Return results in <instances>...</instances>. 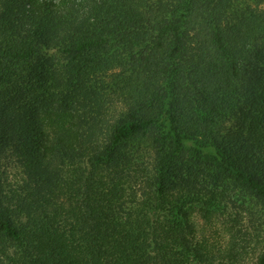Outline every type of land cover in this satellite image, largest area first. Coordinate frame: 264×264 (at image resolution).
I'll list each match as a JSON object with an SVG mask.
<instances>
[{
	"label": "trees",
	"instance_id": "obj_1",
	"mask_svg": "<svg viewBox=\"0 0 264 264\" xmlns=\"http://www.w3.org/2000/svg\"><path fill=\"white\" fill-rule=\"evenodd\" d=\"M232 190L264 212V0H0V264H239L183 224Z\"/></svg>",
	"mask_w": 264,
	"mask_h": 264
},
{
	"label": "rangeland",
	"instance_id": "obj_2",
	"mask_svg": "<svg viewBox=\"0 0 264 264\" xmlns=\"http://www.w3.org/2000/svg\"><path fill=\"white\" fill-rule=\"evenodd\" d=\"M255 42L253 43V45ZM260 45L263 44L259 43ZM44 63L50 62L53 67L63 61V55L56 42L50 39L40 41L39 51L35 58ZM113 110L120 109L116 97H110ZM238 113L232 115L224 126V134L234 135L238 129ZM133 162L146 163L151 159V153L144 148L133 150ZM135 164V163H133ZM232 202L223 206L221 211L203 216L198 207H186L183 224L186 233L193 239L205 241L212 249L213 260L218 262L224 258L227 243L230 239L243 240L246 252L242 254L239 264H256L258 254L264 249V212L262 206L253 202L247 196H240L232 190ZM227 207V208H226Z\"/></svg>",
	"mask_w": 264,
	"mask_h": 264
}]
</instances>
